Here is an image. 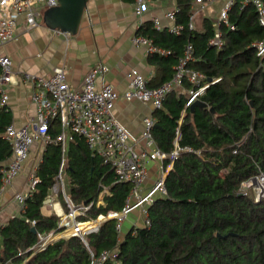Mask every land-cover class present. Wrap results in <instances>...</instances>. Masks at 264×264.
Wrapping results in <instances>:
<instances>
[{"label":"trees","instance_id":"trees-1","mask_svg":"<svg viewBox=\"0 0 264 264\" xmlns=\"http://www.w3.org/2000/svg\"><path fill=\"white\" fill-rule=\"evenodd\" d=\"M189 1L178 0L179 34L148 25L137 34L167 51L148 55L159 70L153 78L157 83L147 81L148 87L170 80L185 45H192L193 60L186 68L198 72L199 85L207 86L186 106L188 91L196 87L184 77L155 109L152 126L162 152H171L175 143L192 151H180L174 160L164 180L167 195L155 196L147 205V226H132L119 236L115 219L109 218L86 235L95 253L112 252L103 264H264V199L255 201L239 192L241 182L264 172V54L257 56L255 45L264 28L252 4L234 0L229 26H219L222 45L210 46L214 33L208 21L200 30L188 27ZM10 112L0 108V176L11 157L4 137ZM56 124L48 130L53 139ZM73 137L66 153L67 195L77 206L90 205L78 220L119 212L130 185L114 183L110 164L94 155L81 137ZM60 160V145L47 144L24 209L0 224V264H88L87 248L77 236L59 238L36 251L38 234L60 231L58 217L41 210ZM167 164L165 159L163 166ZM104 189L109 194L97 204Z\"/></svg>","mask_w":264,"mask_h":264},{"label":"built area","instance_id":"built-area-1","mask_svg":"<svg viewBox=\"0 0 264 264\" xmlns=\"http://www.w3.org/2000/svg\"><path fill=\"white\" fill-rule=\"evenodd\" d=\"M143 1L133 0L134 13L137 16L142 14ZM209 1L211 0H194L197 4ZM249 3L256 11L259 25L264 28V1L241 0L242 5ZM57 4V0H0V47L14 40L15 29L20 21L27 29H32L37 26L36 16H42L46 9ZM232 4L233 0H228L219 10L214 34L208 41L210 46L219 48L222 45L218 28L222 23L229 26L227 18ZM179 8L178 5H174L171 10L165 13V18L173 22L168 31L175 34H179L183 30L182 25L175 24V14ZM153 25L155 29H161L158 21L154 20ZM188 27L192 28L191 21H189ZM131 42L136 46L144 47L148 54L165 55L167 53L165 49L156 46L152 38L141 34H134L131 37ZM255 45L257 56H262L264 54V35L261 41ZM191 60H193V48L191 44H187L178 64L174 66L171 79L157 87H148L145 77L137 70H131L128 74L127 88L121 97L126 101L137 100L150 103L154 109H160L166 94L171 89L180 86L183 78L187 77L188 81L196 87L188 91L189 96L186 101V106H188L207 86V84L199 85L201 75L198 72L186 68V64ZM11 66L10 57L0 52V108L6 110L9 109L8 94L3 86L14 81ZM106 71L107 68L102 63L95 64L85 73L78 89L72 88L67 83L62 68H55L48 77L22 73L23 78L32 86L30 100L36 107V115L19 127L10 123L4 132L5 139L11 145V157L1 169L0 198L22 170L35 142L45 145L55 143L61 146L58 172L49 193L42 201V208L48 209L58 217L60 231L38 234L39 241L36 251L59 238L77 236L87 248L88 264H103L112 255V252L103 250L95 253L88 246L86 235L96 231L103 221L114 218L115 231L120 236L124 221L134 209H139L140 215H142V224L147 226L149 224L147 205L155 196L167 195L164 180L168 169L171 168L180 151H192L190 147H178L177 143L169 153L159 150L152 136V126L154 125L152 116H145L142 119L143 128L139 136H134L129 132L112 113L114 102L119 95L112 84L105 80ZM97 80L99 81L98 85H96ZM181 91L184 92V90ZM54 122L59 125L60 132L53 139L48 134V130ZM74 135L81 137L86 147L94 155L110 164L114 174V183L130 185L124 206L119 212H109L105 216L99 215L96 219L85 222L78 220V217L83 216L90 205H75L66 192V144L73 140ZM195 153L199 154V152ZM165 159L168 160L166 167L163 166ZM153 161L160 163V173L151 187L142 190L147 180V165ZM36 169L37 166L27 176L25 191L16 192L13 196L20 211L24 209L26 197L38 182ZM239 192L242 195H250L249 192H251L255 201L264 199V172L241 182ZM104 193L109 194L108 190L104 189L99 195L97 204H102ZM58 196H61L65 202V212L61 209Z\"/></svg>","mask_w":264,"mask_h":264},{"label":"crops","instance_id":"crops-1","mask_svg":"<svg viewBox=\"0 0 264 264\" xmlns=\"http://www.w3.org/2000/svg\"><path fill=\"white\" fill-rule=\"evenodd\" d=\"M227 1L211 0L197 4L190 0L189 21L192 22V28L200 30L203 22L208 21L214 33L219 10ZM174 5L179 6L178 0H144L142 14L137 16L134 13L133 0H89L78 31L74 35H62L58 31L49 30L43 22L37 23L32 29H27L20 21L15 29L14 40L0 47V52L8 55L12 61L14 81L3 86L8 94L11 123L19 127L36 115V107L30 100L32 86L23 78L22 73L48 77L55 68H62L67 83L78 89L85 73L95 64L102 63L107 68L105 80L112 84L119 95L112 109L114 117L134 136H139L143 128L142 119L145 116L154 118L155 109L150 103L126 101L121 94L127 88L128 74L131 70H137L153 86L157 83L153 78L159 70L156 64L150 61L145 48L134 45L131 37L138 31L145 30L147 25L154 28V20L159 22L161 29L170 28L173 22L165 18V13ZM175 24H178L176 14ZM98 82L97 80L96 85ZM56 129L59 133L58 124ZM46 145L41 142L32 145L22 170L2 194L0 224L20 213L13 196L16 192L25 191L27 176L41 161ZM159 170V162L148 163L147 180L142 190L153 185L160 173ZM62 202L66 210L63 198ZM41 210L43 214H52L48 209ZM140 225L142 222L139 224L138 214H132L124 221L122 231Z\"/></svg>","mask_w":264,"mask_h":264},{"label":"water","instance_id":"water-1","mask_svg":"<svg viewBox=\"0 0 264 264\" xmlns=\"http://www.w3.org/2000/svg\"><path fill=\"white\" fill-rule=\"evenodd\" d=\"M89 0H57L56 6L46 9L42 14L44 26L62 35L77 33ZM33 231L34 228H32Z\"/></svg>","mask_w":264,"mask_h":264},{"label":"rangeland","instance_id":"rangeland-1","mask_svg":"<svg viewBox=\"0 0 264 264\" xmlns=\"http://www.w3.org/2000/svg\"><path fill=\"white\" fill-rule=\"evenodd\" d=\"M36 22L39 24V23H42V16L40 15V16H36ZM159 172H160V170H159ZM66 192H67V189H66ZM249 194H250V197H252V194H251V192H249ZM58 201H59V203H60V206H61V208H62V211L63 212H65L66 210H65V207H64V205H63V202H62V198H61V196H58ZM99 204H101V203H99ZM44 210V209H43ZM44 212V211H43ZM138 214V220H139V224H141V222H142V215H140V211H139V209H134L133 211H131V213H129V215L128 216H131L132 214ZM123 231H124V229H123ZM122 231V232H123Z\"/></svg>","mask_w":264,"mask_h":264}]
</instances>
